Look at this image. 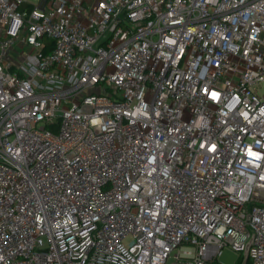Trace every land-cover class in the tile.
<instances>
[{"label":"built area","instance_id":"obj_1","mask_svg":"<svg viewBox=\"0 0 264 264\" xmlns=\"http://www.w3.org/2000/svg\"><path fill=\"white\" fill-rule=\"evenodd\" d=\"M263 83L264 0H0V264H264Z\"/></svg>","mask_w":264,"mask_h":264},{"label":"rangeland","instance_id":"obj_2","mask_svg":"<svg viewBox=\"0 0 264 264\" xmlns=\"http://www.w3.org/2000/svg\"><path fill=\"white\" fill-rule=\"evenodd\" d=\"M34 1V0H30ZM207 67H204L201 72V77L204 78L207 73ZM261 95H264V83L261 86ZM243 257L240 253L234 252L233 250L226 248L223 250L222 255L219 258L221 264H239L242 262ZM251 264V261L249 262ZM168 264H172V261H169ZM248 264V263H247Z\"/></svg>","mask_w":264,"mask_h":264},{"label":"trees","instance_id":"obj_3","mask_svg":"<svg viewBox=\"0 0 264 264\" xmlns=\"http://www.w3.org/2000/svg\"><path fill=\"white\" fill-rule=\"evenodd\" d=\"M249 262H250V261H249ZM249 262H248V264H250ZM239 264H241V262H240Z\"/></svg>","mask_w":264,"mask_h":264}]
</instances>
